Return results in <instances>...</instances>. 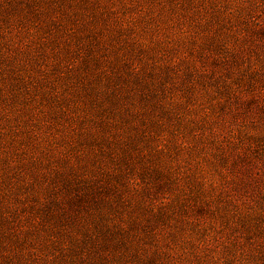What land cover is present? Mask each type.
I'll return each mask as SVG.
<instances>
[{
  "label": "rangeland",
  "instance_id": "1",
  "mask_svg": "<svg viewBox=\"0 0 264 264\" xmlns=\"http://www.w3.org/2000/svg\"><path fill=\"white\" fill-rule=\"evenodd\" d=\"M5 201L0 264H264V0H0Z\"/></svg>",
  "mask_w": 264,
  "mask_h": 264
},
{
  "label": "trees",
  "instance_id": "2",
  "mask_svg": "<svg viewBox=\"0 0 264 264\" xmlns=\"http://www.w3.org/2000/svg\"><path fill=\"white\" fill-rule=\"evenodd\" d=\"M138 68V66H134L133 67V70H136ZM175 102L177 103L178 102V100H175ZM183 145H185V144H183ZM223 149V151H224V153L226 152V153H228L227 151H228V149L227 148H225V147H223L222 148ZM23 164V163H22ZM251 168H253V170L254 171H251ZM249 170L251 171V173H252V177L253 178H257L258 177V175H259V173H260V171L258 170V167H257V165H255V166H253V167H251ZM2 172V171H1ZM130 184L133 186V187H135L136 185H138V183L136 182V181H132V182H130ZM237 197H238V199H239V195H238V193H236L235 194ZM0 208L1 209H4L5 211H7V212H15V211H17L18 210V208H19V206H15L14 204H11L10 203V201H5V202H2L1 203V205H0ZM21 222V219H19V221H18V225H19V223ZM20 227H22V228H24V229H22V230H20V233L21 232H23L26 228H27V226H24L23 224H20ZM202 246H203V244L202 243H198L197 244V248L198 249H201L202 248ZM13 253H11L10 251L7 253V254H0V256H15V254H17V253H20V251L19 250H13L12 251ZM32 254H35L36 252H31ZM30 253V254H31ZM37 254V253H36ZM24 254H22V256H23ZM172 256V259H175L176 258V256L175 255H171ZM15 257H17V256H15ZM20 260V259H19ZM22 263H23V261H22Z\"/></svg>",
  "mask_w": 264,
  "mask_h": 264
}]
</instances>
